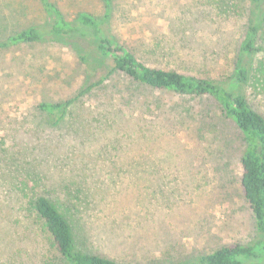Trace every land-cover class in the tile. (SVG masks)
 Segmentation results:
<instances>
[{
  "label": "rangeland",
  "instance_id": "1",
  "mask_svg": "<svg viewBox=\"0 0 264 264\" xmlns=\"http://www.w3.org/2000/svg\"><path fill=\"white\" fill-rule=\"evenodd\" d=\"M53 2L69 22L105 20L152 68L218 83L233 76L255 10L251 0H113L105 18V0ZM47 22L41 0H0V39ZM258 46L256 68L264 26ZM91 65L48 40L0 51V264L63 263L34 210L39 196L60 207L80 250L120 264H187L253 241L243 136L219 103ZM247 96L264 115V83ZM68 101L58 124L38 108Z\"/></svg>",
  "mask_w": 264,
  "mask_h": 264
},
{
  "label": "trees",
  "instance_id": "2",
  "mask_svg": "<svg viewBox=\"0 0 264 264\" xmlns=\"http://www.w3.org/2000/svg\"><path fill=\"white\" fill-rule=\"evenodd\" d=\"M41 2L49 22L8 34L0 39V51L33 46L47 40L61 43L71 46L88 68L91 64L98 69L110 64V74H121L155 90L170 91L184 97H210L219 103L222 112L243 136L245 148L241 157L240 187L254 216L256 237L247 244L236 243L200 255L187 264H264V115L252 107L247 96V89L252 88L254 82L264 83V65L256 68L255 63V56L262 50L258 42L264 26V8L260 9L264 0H251L255 9L251 23L241 44L235 72L225 83L152 68L123 47L115 37L105 33V20L84 13L76 21L69 22L53 0ZM112 2L105 0V18L110 16ZM82 42L88 44L82 48ZM88 45H92V51L85 49ZM104 80L89 89L100 86ZM72 103L43 102L38 108L54 117L58 124L65 120ZM66 208L71 209L69 206ZM34 210L54 250L63 260L62 264H120L106 256L80 250L70 221L48 197H37Z\"/></svg>",
  "mask_w": 264,
  "mask_h": 264
}]
</instances>
